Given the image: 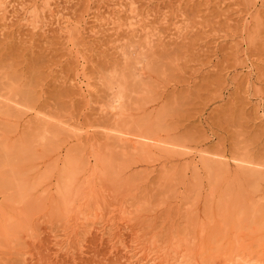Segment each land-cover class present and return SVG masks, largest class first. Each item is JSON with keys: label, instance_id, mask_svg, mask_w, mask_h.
Instances as JSON below:
<instances>
[{"label": "rangeland", "instance_id": "rangeland-1", "mask_svg": "<svg viewBox=\"0 0 264 264\" xmlns=\"http://www.w3.org/2000/svg\"><path fill=\"white\" fill-rule=\"evenodd\" d=\"M8 2L0 264H264V0Z\"/></svg>", "mask_w": 264, "mask_h": 264}, {"label": "bare ground", "instance_id": "bare-ground-1", "mask_svg": "<svg viewBox=\"0 0 264 264\" xmlns=\"http://www.w3.org/2000/svg\"><path fill=\"white\" fill-rule=\"evenodd\" d=\"M45 2V1H44ZM8 4H10V2H8V0H0V13H3V14H5L4 16H6L7 15V9H8ZM8 5V6H7ZM2 103V102H1ZM6 105V104H5ZM8 106V105H7ZM11 106V105H10ZM1 107V106H0ZM8 108H9V106H8ZM113 135V134H112ZM122 135V134H121ZM125 135V134H124ZM124 135H123V137H124ZM120 136V135H119ZM105 137V136H104ZM114 137V136H113ZM127 138H128V136H127ZM153 138V137H152ZM115 139V138H114ZM117 139V138H116ZM111 140V139H110ZM118 141H119V139H117ZM126 140V139H125ZM121 141H124V138L123 139H121ZM126 141H128L129 142V140H126ZM126 141H124L125 142V144L127 143ZM115 143H117L116 141H115ZM114 143V144H115ZM131 143V142H130ZM137 143V142H136ZM119 144V143H118ZM122 144H123V142H122ZM129 144V143H128ZM108 145V144H107ZM122 147H120V144L119 145H117V146H115L116 148H125V145L123 144V145H121ZM126 147H128V146H126ZM145 147V146H144ZM143 147V149L145 150V148ZM140 148V147H139ZM125 149H127V148H125ZM141 149H142V147H141ZM141 149H139V150H141ZM142 149V150H143ZM139 150H137V151H139ZM144 150H143V152H144ZM147 152V151H146ZM140 153H142V151H140ZM144 154H146V153H144ZM148 154V153H147ZM146 154V155H147ZM242 161H244V160H242ZM223 164V163H222ZM224 166H227L226 164L224 165ZM250 166V165H249ZM241 166H239V168H240ZM224 168V167H223ZM222 168V169H223ZM245 168H248V166H246ZM227 170V167L225 168V171ZM243 170V169H242ZM244 173V172H243ZM249 174H251V172L249 173ZM256 175V174H255ZM257 176V175H256ZM249 178H251L250 176H249ZM248 178V179H249ZM253 179V178H252ZM169 257V256H168ZM165 259V258H164ZM185 258H183L182 260H184ZM163 260V259H162ZM160 261V264H182V260H180L178 257H173V258H168V259H165L164 261ZM146 261H147V259H146ZM153 262V261H152ZM141 264V263H140ZM145 264H150L148 261L147 262H145ZM151 264H153V263H151Z\"/></svg>", "mask_w": 264, "mask_h": 264}]
</instances>
